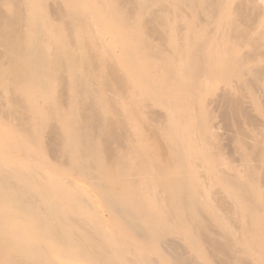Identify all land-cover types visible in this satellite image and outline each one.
<instances>
[{"label":"bare ground","instance_id":"obj_1","mask_svg":"<svg viewBox=\"0 0 264 264\" xmlns=\"http://www.w3.org/2000/svg\"><path fill=\"white\" fill-rule=\"evenodd\" d=\"M238 1L0 0V262L264 264V36Z\"/></svg>","mask_w":264,"mask_h":264},{"label":"rangeland","instance_id":"obj_2","mask_svg":"<svg viewBox=\"0 0 264 264\" xmlns=\"http://www.w3.org/2000/svg\"><path fill=\"white\" fill-rule=\"evenodd\" d=\"M235 1H236L237 3L240 2V1H238V0H235ZM251 2H252V3H251ZM253 2H254V3H253ZM258 2H259V3H258ZM263 3H264V0H250V4H252V6L254 7V9H256V10L254 11V12L256 13V14H254V15H256L255 18H256V19L259 18V17L261 18V19H260V18L258 19V23H261V24H260V25H257L258 27H257L256 30L254 31V33H257V32H258V33H257V34H258L257 36H259V37L261 36L262 38H263V36H264V4H263ZM260 8H261V9H260ZM257 16H259V17H257ZM145 17H148V16H146V15H145V16H142V18H145ZM241 21H242V20H241ZM243 22L246 23V21H242V23H243ZM240 23H241V22H240ZM246 24H247V23H246ZM246 24H244V26H245ZM261 25H262V26H261ZM131 29H133V30H130V29H129L130 33H131L132 31L134 32L135 28H133V26L131 27ZM133 32H132V33H133ZM261 33H263V34H261ZM259 34H261V35H259ZM255 35H256V34H255ZM190 45H191V44H190ZM263 85H264V84H263ZM260 89H261V88H260ZM260 89H258V87H257V90H256V92L258 93V94L256 93L257 97H258V95H259V97L261 98L260 100H258L259 97L257 98V101H258L257 103H258L260 106H261V105L264 106V102L262 103V101H264V99H263V98H264V94L261 93L262 89H261V90H260ZM259 90H260V91H259ZM260 94H261V95H260ZM260 103H261V104H260ZM213 106H214V105H212L211 107H213ZM260 106H259V107H260ZM262 106H261V107H262ZM262 108H264V107H262ZM214 109H215V111H216V112H215L216 128H215V127L213 128V129H214L213 131L216 132V133H214V134H216V135L219 134V136H221V137H220V139L222 140L221 144L223 143L222 148L226 145L225 148H223V150L225 149V152L223 151V153H224V154L226 153V154H228V155L231 156V154H232L233 152L230 151L231 149H229V148H232V147L229 146V148H228V144H229V142H228V140H227L228 138H230V136H229L230 133H229L228 135H227V133L230 132L231 130H229V129L226 127V125H224V123H223V122H224V120H223V116L220 115L221 111L219 110V112H217L215 106H214ZM219 109H220V108H219ZM216 113H217V114H216ZM221 114H222V113H221ZM242 118H243V117H242ZM245 118H246V117H245ZM245 118L242 119V120H245ZM246 119H247V118H246ZM246 124H247V123H245V126L249 127L248 124H247V125H246ZM214 125H215V124H214ZM251 125H252V124H251ZM251 125H250V127H251ZM242 126H244V125L242 124ZM245 126H244V128H245ZM225 127H226V128H225ZM247 127H246V128H247ZM250 127H249V129H252V128H250ZM252 127L255 128L254 126H252ZM257 127H258V126H257ZM242 128H243V127H242ZM246 128H245V129H246ZM215 129H216V130H215ZM255 129L257 130V128H255ZM228 130H229V131H228ZM252 130H253V129H252ZM227 131H228V132H227ZM257 132H259V129L257 130ZM219 136H218V137H219ZM259 136H260V135L258 134V137H259ZM227 137H228V138H227ZM259 139H260V137H259ZM227 142H228V143H227ZM227 148H228V149H227ZM230 152H231V153H230ZM226 154H225V156H227ZM233 154H234V153H233ZM233 154H232V155H233ZM230 156H229V158H230ZM227 157H228V156H227ZM229 158H228V159H229ZM231 159H233V161L235 162L234 165L236 164V166H238V165H237V163L239 162L238 157H235V155H234L233 157L231 156ZM231 159H229V160H231ZM233 161L231 160L232 163H233ZM238 164H240V162H239ZM239 166H240V165H239ZM262 183H263V184H262ZM261 184H262V185H261ZM260 185L264 188V182H260ZM90 192H91V194L93 195L94 200H95V201L97 202V204H98L97 207L100 208V210H102V207H103L102 205H103V204H102L101 199H100L95 193H93V191L90 190ZM211 192H212V190H211ZM214 192H215V191H214ZM209 194H210V193H209ZM212 195L215 196L213 192H212ZM212 195H211V197H212ZM209 196H210V195H209ZM215 197H216V196H215ZM215 197H214V198H215ZM216 199H217V197H216ZM213 201H214V200H213V197H212V202H213ZM215 201H217V200H215ZM213 203H214V202H213ZM213 203H212V204H213ZM216 203H217V202H216ZM216 203H214V205H215ZM106 217H107V216H106ZM239 226H240V225H239ZM237 228L240 229L239 227H237ZM237 228H236V229H237ZM239 231H240V230H239ZM23 232H24V231H23ZM23 232H22V234H21L20 236H22V235L25 236L26 233H25V232L23 233ZM113 232H114V233H112V234H115V231H113ZM237 232H238V231H237ZM238 233H239V232H238ZM262 233H263V232H262ZM22 237H23V236H22ZM19 238H20V237H19ZM20 240H21V238H20ZM182 247H183V246H182ZM203 248L205 249L206 247L203 246ZM18 249H20V247L17 246L16 250H18ZM184 249H185V247L183 248V250H184ZM183 250H182V252L185 253V251H183ZM186 250H187V249H186ZM207 251H208V250H207ZM208 252H209V251H208ZM187 253H188V252H187ZM191 253H192V252H191ZM194 253H195V252H194ZM194 253H193V255H194ZM185 254H186V253H185ZM186 255H189V254H186ZM190 255H191V254H190ZM190 255H189V256H190ZM195 255H196V254H195ZM2 256H3V255H2ZM184 256H185V255H184ZM209 256L211 257L210 253H209ZM258 256H260V255L257 254V255H255V256L253 257V259H252V258H251V259H252V260H255V261H258V259L260 258V257H258ZM187 257H188V256H187ZM190 257H192V255H191ZM190 257H189V259H187V261L191 259ZM1 258H3V257H1ZM4 258H7V257L4 256ZM4 258H3V259H4ZM195 258H196V256H195ZM193 259H194V256H193ZM196 260H197V259H194L193 261L190 260V261H192V263H193L194 261L197 262ZM3 261H4L3 264H5V260H3ZM3 261H1L0 264H1ZM187 261H186V262H187ZM190 261H189V263H190ZM255 261H252V262H255ZM195 262H194V263H195ZM6 263H8V262H6ZM192 263H191V264H192ZM194 263H193V264H194ZM11 264H12V263H11Z\"/></svg>","mask_w":264,"mask_h":264}]
</instances>
